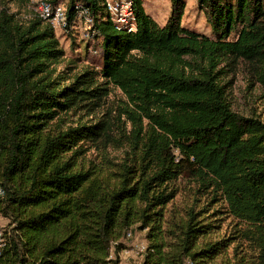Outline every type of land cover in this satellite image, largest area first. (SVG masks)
<instances>
[{
    "label": "trees",
    "instance_id": "obj_1",
    "mask_svg": "<svg viewBox=\"0 0 264 264\" xmlns=\"http://www.w3.org/2000/svg\"><path fill=\"white\" fill-rule=\"evenodd\" d=\"M76 1L95 19L98 69L73 66L47 22L0 15V264H120L110 244L135 230L140 264H264V122L233 111L226 81L245 64L264 86V0H196L208 34L182 25L187 0H171L163 26L133 0V30L103 0H70V14ZM109 85L126 97L117 107ZM83 109L103 112L53 127ZM82 142L128 150L87 169ZM184 177L193 199L173 212Z\"/></svg>",
    "mask_w": 264,
    "mask_h": 264
},
{
    "label": "rangeland",
    "instance_id": "obj_2",
    "mask_svg": "<svg viewBox=\"0 0 264 264\" xmlns=\"http://www.w3.org/2000/svg\"><path fill=\"white\" fill-rule=\"evenodd\" d=\"M145 11L150 14L160 25H164L171 13V0H141ZM39 0H31L27 5L20 3L18 0H0V15L5 12L8 15L15 16L20 24L27 26L30 21L36 18V9ZM182 25L198 32L208 34L210 32V24L206 21L204 15L199 11L196 0H187V7L182 18ZM55 34L59 39L68 59L75 61L73 66L78 69L83 68H100L101 67V40H96L87 35L80 26H74L67 31L55 30ZM67 64L58 67V71H63ZM71 65H69L70 67ZM229 82L228 100L235 113L243 117L257 118L264 122V86L259 83L252 70L239 64L233 72L226 77ZM109 95L107 97V108L117 107L120 102L126 101L123 93L112 85L108 86ZM102 110L95 111L94 114L83 109L77 113L70 112L63 115L60 119L53 123L56 130L62 132L69 129H76L81 126L89 127L95 124ZM80 154H78V162L86 164L89 169L93 166L100 167L102 164H118L125 156L128 148H121L117 144L111 145L105 149L98 148L96 144L90 142H82ZM103 167V166H102ZM195 184L189 178L184 177L180 181L181 192L168 210L180 213L191 204L192 193L191 188ZM198 198H202L198 196ZM208 197L202 198L200 208L206 204ZM198 204V203H197ZM2 226L8 224V220L0 216ZM232 220L225 219L222 223L223 231H227L232 227ZM132 238L124 237L120 243L123 250L116 249V244H110V257L119 258L120 264H140L144 258V253L140 252L142 246H146L145 232L138 230L131 231ZM186 264H190L188 261Z\"/></svg>",
    "mask_w": 264,
    "mask_h": 264
},
{
    "label": "built area",
    "instance_id": "obj_3",
    "mask_svg": "<svg viewBox=\"0 0 264 264\" xmlns=\"http://www.w3.org/2000/svg\"><path fill=\"white\" fill-rule=\"evenodd\" d=\"M104 10L109 19L119 27L133 30L135 25V9L133 0H103ZM72 13L69 9L70 0H39L36 18L47 22L53 29L67 31L74 26H80L87 35L95 38V19L90 9L82 2L76 1L73 4ZM6 194L5 189L0 184V197ZM133 234L128 232L126 238H132ZM5 246L4 229L0 223V250ZM146 246L140 248L144 253Z\"/></svg>",
    "mask_w": 264,
    "mask_h": 264
}]
</instances>
